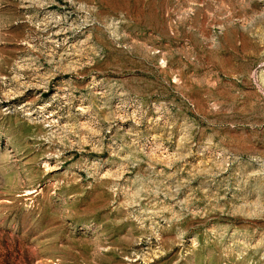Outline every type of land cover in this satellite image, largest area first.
I'll return each instance as SVG.
<instances>
[{"label": "rangeland", "instance_id": "obj_1", "mask_svg": "<svg viewBox=\"0 0 264 264\" xmlns=\"http://www.w3.org/2000/svg\"><path fill=\"white\" fill-rule=\"evenodd\" d=\"M0 264H264V0H0Z\"/></svg>", "mask_w": 264, "mask_h": 264}]
</instances>
